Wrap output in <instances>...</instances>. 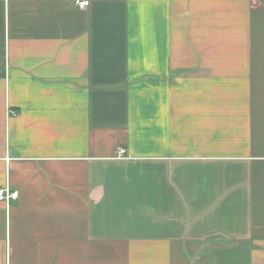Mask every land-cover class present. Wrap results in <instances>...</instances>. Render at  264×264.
Instances as JSON below:
<instances>
[{
    "label": "crops",
    "instance_id": "crops-1",
    "mask_svg": "<svg viewBox=\"0 0 264 264\" xmlns=\"http://www.w3.org/2000/svg\"><path fill=\"white\" fill-rule=\"evenodd\" d=\"M6 183L0 264H264V0H0Z\"/></svg>",
    "mask_w": 264,
    "mask_h": 264
},
{
    "label": "built area",
    "instance_id": "built-area-1",
    "mask_svg": "<svg viewBox=\"0 0 264 264\" xmlns=\"http://www.w3.org/2000/svg\"><path fill=\"white\" fill-rule=\"evenodd\" d=\"M90 0H75L76 6L79 8H85L89 4ZM11 114L14 112L11 111ZM126 154V149L124 147H119L117 150L118 156H124ZM18 195L17 191H14L10 188L9 184H5L0 187V201H4L8 205L10 199L16 198Z\"/></svg>",
    "mask_w": 264,
    "mask_h": 264
}]
</instances>
